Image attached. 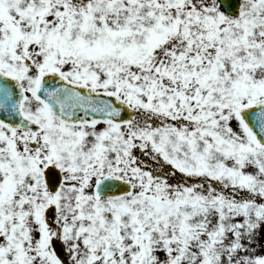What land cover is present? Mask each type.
<instances>
[{
  "label": "snow or ice",
  "instance_id": "1",
  "mask_svg": "<svg viewBox=\"0 0 264 264\" xmlns=\"http://www.w3.org/2000/svg\"><path fill=\"white\" fill-rule=\"evenodd\" d=\"M0 264H264V0H0Z\"/></svg>",
  "mask_w": 264,
  "mask_h": 264
}]
</instances>
